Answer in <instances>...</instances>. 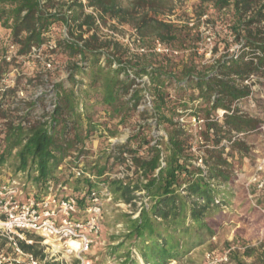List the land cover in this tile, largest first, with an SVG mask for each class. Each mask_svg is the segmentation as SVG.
I'll use <instances>...</instances> for the list:
<instances>
[{
  "label": "trees",
  "instance_id": "16d2710c",
  "mask_svg": "<svg viewBox=\"0 0 264 264\" xmlns=\"http://www.w3.org/2000/svg\"><path fill=\"white\" fill-rule=\"evenodd\" d=\"M174 1L130 0L123 8L118 0H87L94 16L84 11L79 0H0V33L7 32L6 38L0 34V82L14 63V59L6 61L7 47L16 48L15 55L24 59L44 57L46 66L52 63L49 56L58 51L66 59L68 72L65 81L52 85L49 109L41 114L36 100L17 103L11 109L8 99L15 88L0 86V120L5 127L0 168L9 166L21 173L26 183L43 186L41 194L45 193L47 183L55 180L67 159L69 164L80 163L85 144L99 128L88 115L90 95L99 97L98 105L119 114L121 122L126 113L136 110L150 96L151 115L166 127L161 143L150 145L137 132L134 137L142 139V143L134 148L129 143L117 145L108 154L119 165L129 160L135 180L128 176L110 179L106 164L88 171L97 183L106 185L114 201L128 206L141 203L137 218L125 216L127 233L122 237L130 244L124 256L127 264L135 263L131 248L143 264H169L183 260L208 242V237L221 226L222 209L233 198L231 185L236 168L229 159L234 154L242 157L248 153L238 136L259 128L257 120L232 107L250 95V88L243 83L264 69V0H200L198 19L205 15L206 8L219 17H229L231 32L241 40L236 54L221 56L206 71L186 64L177 71L172 68L171 59L156 54L149 55L153 62H144L146 55L123 59L117 42H100L96 36L97 21L110 20L133 26L139 41L149 32L152 42L169 45L178 39L179 31L157 15L171 13ZM56 25L63 26L66 34L55 42V49L48 50L50 30ZM44 46L48 49L42 50ZM78 77H87L88 87L83 80L78 82ZM143 77L148 78V83L141 81ZM172 87L179 100L170 97ZM194 102L200 105L195 110L189 104ZM180 108L181 114L188 109L194 116L203 112L208 121L199 134L198 149L203 156L195 157L190 152L191 132L175 119ZM217 110L224 112L220 120L214 117ZM223 140L227 145H222ZM198 162L201 166L196 167ZM86 185L92 186L88 181ZM35 243L19 242V247L42 260V249ZM122 247L119 244L111 250ZM44 264L80 263L73 259L69 263Z\"/></svg>",
  "mask_w": 264,
  "mask_h": 264
},
{
  "label": "rangeland",
  "instance_id": "374dc122",
  "mask_svg": "<svg viewBox=\"0 0 264 264\" xmlns=\"http://www.w3.org/2000/svg\"><path fill=\"white\" fill-rule=\"evenodd\" d=\"M118 1L123 8H126L130 0ZM200 5V0H175L173 2L174 9L171 13L164 11L157 15L159 20L171 22L179 31L178 39L166 45L170 51L176 54L159 55L171 59L172 68L175 67L177 71L184 64L194 66L198 71H206L221 56L236 54L240 47L241 40L231 32V19L219 17L210 8H206L205 15L198 19L196 13ZM190 23L193 26H189ZM96 26L95 33L98 40L100 42H117L121 47L120 54L123 59L137 55L136 49L141 46L147 50L143 56L148 57L146 61H143H152L149 55L155 54L151 51L154 41L152 42L150 39L152 36L148 34L149 32H146L143 41H139L138 34L131 25L107 20L105 23L99 21ZM0 34L2 38H6L7 32L1 30ZM65 34L66 30L63 26H54L50 30V42L47 45L49 49L44 46L42 50H46V48L48 50L50 48L55 49V42ZM84 37L86 38L87 35ZM7 49V56L10 60L14 59V63L9 65L6 77L0 82V86L15 88L14 95L8 99L10 108H15L17 103L24 104L36 100L38 113L41 114L44 110H48L47 105L51 100L52 85L67 79L66 59L56 51L49 56L52 63L48 68L45 65L44 57L40 56L38 59V56H30L28 59H24L15 55L16 48L7 47ZM10 60L6 59L7 62ZM46 79L48 83H45ZM76 80L78 82L83 80L85 88L88 87L87 77H78ZM141 81L148 83V78L143 77ZM243 85L250 88V95L235 103L232 109H237L239 114L257 120L259 128L256 131L238 136L246 144L248 153L242 157L234 154L233 159H229L234 162L236 168L231 185L233 198L230 205L222 209L221 226L215 234L208 237V242L204 247L186 257L187 259L170 264H207V256L213 260L214 264H264V69L250 76ZM169 94L173 100L174 98L179 100V94L173 87L169 90ZM127 98L128 96L125 99ZM151 100L150 96H146L145 101L141 102L136 110L126 113L125 121L121 122L119 114L113 112L112 109L98 105L99 97L90 95L87 101L88 115L99 128L95 130L91 139L85 144V154L82 158L80 157L81 169L84 173L93 170L95 166L101 167L106 164L107 170L105 172L109 176L119 177L127 174V172L131 174L128 167L125 166V162L123 165H119L114 159L108 158V154L112 153L114 147L129 143L131 148H134L142 143V139L149 141L150 145L165 140L166 127L159 125L157 118L151 115ZM189 104L194 110L200 106L198 102ZM182 109L176 111L175 119H179L191 132V139L188 140V146L191 147L190 152L195 157L203 156V153L198 149L201 144L199 134L208 121L203 112H199L195 117L200 118L203 122L194 123L192 121L194 115L191 111L188 109L186 113L181 114L179 111ZM222 112L217 110L214 117L216 116V119L220 120L223 116ZM18 114L20 115V113ZM4 129V122L0 120V145ZM137 132L141 136L143 135L142 139H135L134 135ZM110 133L114 135L110 136ZM222 145H227V142L223 140ZM69 161L67 159L58 169L54 184L55 186L61 184L62 187L65 186L66 189L73 192L83 190L87 187V180L84 177L76 178L72 175L70 169L73 164L67 163ZM194 165L196 167L201 166L200 162ZM132 177L134 180L136 179L135 176ZM9 179L23 180V175L15 173L9 166L1 167L0 183ZM95 182L96 185L97 180ZM26 187V194L38 195L42 193L43 186H35L29 182L26 183ZM135 204V206H128L113 199L103 204L101 233L85 255L91 264H125L122 259L124 253L119 252L121 255H115V257L110 255V248L115 246L118 248L115 238L119 239L123 236L128 221L125 216L130 215L132 218L141 205L140 202ZM33 241L40 246L38 241ZM111 242L114 244L111 245ZM0 245L7 252H10L4 242H0ZM123 250L124 248L121 249V251ZM224 256L227 261L220 262Z\"/></svg>",
  "mask_w": 264,
  "mask_h": 264
},
{
  "label": "built area",
  "instance_id": "2783aa9c",
  "mask_svg": "<svg viewBox=\"0 0 264 264\" xmlns=\"http://www.w3.org/2000/svg\"><path fill=\"white\" fill-rule=\"evenodd\" d=\"M79 1L87 14L95 16L93 9L87 7V0ZM151 51L158 55L176 54L157 40L153 42ZM146 52L141 46L136 49L137 55ZM6 59L10 60L7 55ZM192 121L197 124L203 122L195 116ZM125 166L131 174L127 172L119 177L110 176V179L132 177L134 168L131 162L126 160ZM70 170L74 177H84L92 186L73 192L61 184L55 186L54 181H50L45 193L35 195L25 193L26 183L21 179L0 183V242H4L10 251L7 252L0 245V264H44L46 261L69 263L73 259L80 264H91L85 255L101 233L103 204L112 201V197L104 183L95 185L96 177L84 173L80 163L73 164ZM140 210L141 205L133 214L134 219ZM28 234L40 239L39 245L44 254L42 260L23 252L19 247V242L32 245L33 240L28 238ZM207 260V264H214L209 256ZM226 261L225 256L220 259V262Z\"/></svg>",
  "mask_w": 264,
  "mask_h": 264
},
{
  "label": "crops",
  "instance_id": "0c3cea01",
  "mask_svg": "<svg viewBox=\"0 0 264 264\" xmlns=\"http://www.w3.org/2000/svg\"><path fill=\"white\" fill-rule=\"evenodd\" d=\"M132 219H134L133 217H132ZM127 233V231H126V228H125V231L123 232V236L125 235ZM116 239V244L117 245H119V244H123V247L122 248H124V252L123 251H121V249H116V250H114L113 252H112V248H110V253H112V255H121V254H119V252L120 253H124V254H122L123 256H122V259L124 260V263L125 264H127L126 263V260H125V254H126V251H128V249L130 248V244L127 242V241H125L124 239H123V237L121 236V238H115ZM114 243L113 242H111V245H113ZM202 247H204V246H201V247H199V248H197V249H195L194 251H192V252H190L188 255H186L185 257H184V260L185 259H187L186 257H188L189 255H191L192 253H194L195 251H197L198 249H200V248H202ZM113 248H116V246L115 247H113ZM131 252L133 253V255H132V257L133 256H135V259H134V264H143V262L140 260V258H139V256L138 255H136L135 253L136 252H134V250L131 248ZM116 257V256H115ZM118 258H121V256H118ZM173 262H175V261H172V263ZM179 262V261H178ZM171 263V262H170ZM169 263V264H170Z\"/></svg>",
  "mask_w": 264,
  "mask_h": 264
}]
</instances>
